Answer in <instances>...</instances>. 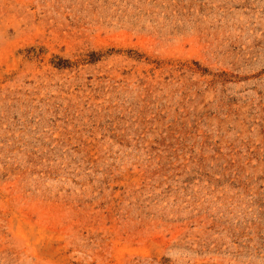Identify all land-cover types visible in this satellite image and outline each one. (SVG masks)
<instances>
[{
	"label": "rangeland",
	"instance_id": "obj_1",
	"mask_svg": "<svg viewBox=\"0 0 264 264\" xmlns=\"http://www.w3.org/2000/svg\"><path fill=\"white\" fill-rule=\"evenodd\" d=\"M0 264H264V0H0Z\"/></svg>",
	"mask_w": 264,
	"mask_h": 264
}]
</instances>
